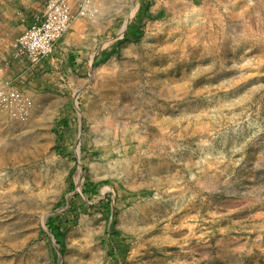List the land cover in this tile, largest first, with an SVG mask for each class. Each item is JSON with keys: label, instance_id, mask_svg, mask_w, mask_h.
Wrapping results in <instances>:
<instances>
[{"label": "rangeland", "instance_id": "obj_1", "mask_svg": "<svg viewBox=\"0 0 264 264\" xmlns=\"http://www.w3.org/2000/svg\"><path fill=\"white\" fill-rule=\"evenodd\" d=\"M91 5V73L0 113V264H264V0Z\"/></svg>", "mask_w": 264, "mask_h": 264}, {"label": "crops", "instance_id": "obj_2", "mask_svg": "<svg viewBox=\"0 0 264 264\" xmlns=\"http://www.w3.org/2000/svg\"><path fill=\"white\" fill-rule=\"evenodd\" d=\"M47 1L0 0V61L3 63L0 64V87L8 84L28 96L33 102L32 111L39 105L48 106L49 102L67 99L64 93L74 92L84 74H90L95 63L101 60V55L94 54L92 42H83L88 31L84 17L77 16L80 5L71 0L65 1L74 20L55 43L53 52L37 65L26 58L14 60L12 41L40 19Z\"/></svg>", "mask_w": 264, "mask_h": 264}, {"label": "bare ground", "instance_id": "obj_3", "mask_svg": "<svg viewBox=\"0 0 264 264\" xmlns=\"http://www.w3.org/2000/svg\"><path fill=\"white\" fill-rule=\"evenodd\" d=\"M94 14L91 0H83L77 16L92 18ZM73 20L74 15L65 0H48L40 19L12 41V57L14 60L26 58L37 65L53 52L55 43L68 31ZM31 111L32 101L29 97L8 84L0 87V113L5 112L15 121L25 122Z\"/></svg>", "mask_w": 264, "mask_h": 264}, {"label": "trees", "instance_id": "obj_4", "mask_svg": "<svg viewBox=\"0 0 264 264\" xmlns=\"http://www.w3.org/2000/svg\"><path fill=\"white\" fill-rule=\"evenodd\" d=\"M107 207H109V206H107ZM108 213H109V211H108ZM48 227H49V229L51 231V234L55 238L57 244L60 245L61 241H62V238L64 236V232H63L62 226L60 224H58L57 220L50 219L48 221Z\"/></svg>", "mask_w": 264, "mask_h": 264}]
</instances>
